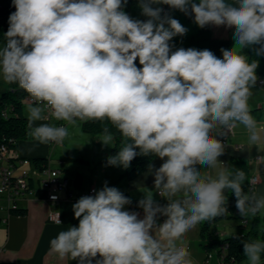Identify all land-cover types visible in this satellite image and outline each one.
Returning <instances> with one entry per match:
<instances>
[{
	"label": "clouds",
	"instance_id": "obj_1",
	"mask_svg": "<svg viewBox=\"0 0 264 264\" xmlns=\"http://www.w3.org/2000/svg\"><path fill=\"white\" fill-rule=\"evenodd\" d=\"M128 3L11 0L0 81L30 97L27 134L42 144L62 145L69 126L98 122L102 147L121 144L106 167L161 161L148 165L154 191L136 202L141 211L105 181L72 204L78 224L50 240L51 252L76 264H198L184 237L228 212L226 193L240 217L264 212V195L244 188L245 171L220 159L238 125L251 145H264V123L249 107L264 79L248 55L264 57V0H137L144 19L130 16ZM176 11L200 29L231 30L233 46L219 57L177 46L189 29ZM240 242L246 264H264V240Z\"/></svg>",
	"mask_w": 264,
	"mask_h": 264
},
{
	"label": "crops",
	"instance_id": "obj_2",
	"mask_svg": "<svg viewBox=\"0 0 264 264\" xmlns=\"http://www.w3.org/2000/svg\"><path fill=\"white\" fill-rule=\"evenodd\" d=\"M129 15L133 18L143 19L137 6V0H132ZM213 31L214 34L222 37L228 35V30L224 28H213ZM257 87L258 89L254 90V95L250 99L249 107L257 121L264 123V88H259V85ZM8 88L9 85L3 89ZM29 103L27 100L26 115ZM44 122L57 123L52 120ZM69 132V137L62 145L42 144L36 140H21L19 142L16 155L30 159L46 158L49 166L61 169L67 177L73 180L77 191L74 199L62 200L56 205H51L41 197L39 191H36L20 201V208L26 210L24 215L0 210V246L3 247V251L0 253V264H76L70 258L60 259L56 253L51 252L50 240L55 238L60 231L78 224V220L74 218L72 204L80 196L91 187L101 188L107 181L109 186H115L126 196L131 197L133 203L129 206L130 209L141 211L136 208V202L143 197L144 192L153 190V177L149 174L148 168L140 175L128 179L123 177L124 169L106 167L101 160L110 154L113 147H102L97 140L99 134L85 132L82 122L78 121L76 125L69 126ZM260 155H264V145L259 147L251 145L247 139L246 129L243 125H238L231 133L230 140L225 146V155L220 157L229 166H231L233 157H241L248 161L250 175L259 177V182L254 189L258 196L264 195V161L258 159ZM150 163L159 167L161 161L154 158ZM79 175H81V182L78 185L76 180ZM155 198L161 204L166 203L158 195H155ZM55 208L60 212L62 223H54L49 219L50 211ZM260 215H264V212H261ZM247 218L249 222L246 225L241 223L239 216L234 217L238 220L233 223L218 222L217 237L225 238L247 230L251 225L250 217ZM201 225L202 223L187 233L184 240L198 264H205L206 251L201 239ZM262 226L264 228V224ZM218 257L219 254L216 252L212 261L222 264Z\"/></svg>",
	"mask_w": 264,
	"mask_h": 264
},
{
	"label": "trees",
	"instance_id": "obj_3",
	"mask_svg": "<svg viewBox=\"0 0 264 264\" xmlns=\"http://www.w3.org/2000/svg\"><path fill=\"white\" fill-rule=\"evenodd\" d=\"M131 2L125 8V11L129 14L131 11ZM167 8V6L165 7ZM15 9L11 7V0H0V40L3 38V33L8 27L9 13ZM174 18L178 19L185 27L189 29L186 36L183 38L177 37L174 42L177 46L183 47H195L197 49H209L213 51L218 57L221 56L220 49L231 48L234 41L231 38V30H228V35L225 37L214 34L213 28L200 29L193 23V18L185 16L184 14L176 11L172 13ZM251 58L259 59L260 65L257 69V75L264 78V57H255L251 52H248ZM30 97L24 90L19 89L15 85H9V88L4 90L0 94V143L7 145L10 150L17 151L19 142L21 140H34L28 133V120L25 114V108L27 100ZM82 128L85 132L91 134H100V123H84L82 122ZM121 146L119 138L116 141L115 147L112 148L110 155H114ZM107 156V157H108ZM107 157L103 158L101 162L106 164ZM155 157H137L132 163L131 167L124 170L123 177L132 179L141 173L145 172L149 163ZM32 160L38 164L48 165V160L43 157L32 158ZM231 166L235 168L243 169L247 175L244 188L248 192H254L250 189L249 179L250 167L248 161L241 157H233L231 159ZM81 182V175L78 176L76 183L79 185ZM228 212L222 216L216 218L211 223L203 222L201 225V239L203 240V246L206 252L216 251L219 255H223L224 263L226 264H244L246 258L243 256V245L240 240L251 241L255 239L264 240V216L258 214L253 218L250 227L247 230L240 231L225 238L217 237V223L223 219H230L240 215L235 207V198L230 192L227 193ZM17 215H24L25 209H18L12 212ZM234 236L240 237V240L234 239ZM264 259V255H262Z\"/></svg>",
	"mask_w": 264,
	"mask_h": 264
},
{
	"label": "built area",
	"instance_id": "obj_4",
	"mask_svg": "<svg viewBox=\"0 0 264 264\" xmlns=\"http://www.w3.org/2000/svg\"><path fill=\"white\" fill-rule=\"evenodd\" d=\"M31 102V99H28ZM63 122H57L60 124ZM230 135L224 137L227 146ZM259 177L251 176L249 179L250 189L254 190ZM95 187H91L83 195L93 194ZM39 191L41 197L51 205H56L62 200L74 199L76 197V187L71 178L67 177L61 169L53 168L49 165L38 164L30 158L16 155V151L10 150L7 145L0 143V210L12 213L20 209V201L26 196ZM82 195V196H83ZM53 196L56 199H53ZM62 218L60 212L55 208L49 213L50 221L56 223V219ZM248 218L241 217V223L248 224ZM3 247L0 246V253ZM212 251L206 252L205 264H216L212 261ZM223 260L224 257H218Z\"/></svg>",
	"mask_w": 264,
	"mask_h": 264
},
{
	"label": "rangeland",
	"instance_id": "obj_5",
	"mask_svg": "<svg viewBox=\"0 0 264 264\" xmlns=\"http://www.w3.org/2000/svg\"><path fill=\"white\" fill-rule=\"evenodd\" d=\"M142 18L144 19V17H142ZM6 86H8V84H5L2 81H0V94L5 90L3 88H5ZM26 107H27V105H26ZM262 216H264V215H262ZM253 218L254 217H250L251 223L253 221ZM237 220L238 219L230 218V219H223V220H221V222H223V223H233V222H236Z\"/></svg>",
	"mask_w": 264,
	"mask_h": 264
},
{
	"label": "bare ground",
	"instance_id": "obj_6",
	"mask_svg": "<svg viewBox=\"0 0 264 264\" xmlns=\"http://www.w3.org/2000/svg\"><path fill=\"white\" fill-rule=\"evenodd\" d=\"M215 254H216V252H215V251H212V257H213ZM219 257H223V255H219ZM219 262L223 264V260H219ZM216 264H217V263H216Z\"/></svg>",
	"mask_w": 264,
	"mask_h": 264
}]
</instances>
